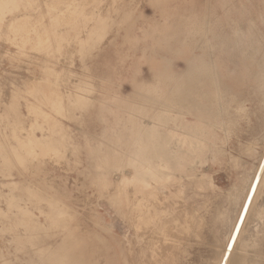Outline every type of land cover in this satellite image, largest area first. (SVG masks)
I'll return each mask as SVG.
<instances>
[{"label":"rangeland","instance_id":"obj_1","mask_svg":"<svg viewBox=\"0 0 264 264\" xmlns=\"http://www.w3.org/2000/svg\"><path fill=\"white\" fill-rule=\"evenodd\" d=\"M209 1L218 7L219 0H0V264H111L112 245L124 249L126 264L217 263L264 149L256 77L264 47L258 59L239 50L225 56L233 72L219 81L229 88L233 124L210 127L202 165L175 171L179 180L159 204L168 210L145 228L141 247L127 245L132 228L117 206L124 194H113L131 171L134 129L151 124L158 106L139 84L165 80L170 89V64L190 55L188 31ZM240 1L250 8L243 26L264 39V1ZM219 29L232 42L230 25ZM241 100L245 110L236 112ZM263 172L230 264H264Z\"/></svg>","mask_w":264,"mask_h":264},{"label":"bare ground","instance_id":"obj_2","mask_svg":"<svg viewBox=\"0 0 264 264\" xmlns=\"http://www.w3.org/2000/svg\"><path fill=\"white\" fill-rule=\"evenodd\" d=\"M243 3L244 1L240 0H237L236 4H233L231 0H219L217 7L210 2L205 10L206 15L202 23L193 26L188 31V37H191V41L186 43V50L190 55L178 57L170 64L169 84L171 87L168 88L169 90L165 89V80H159L156 84L146 82L139 84V87L147 93L150 92L154 95L151 100L157 102L158 106L151 124L139 123L134 129L131 148L125 161V165L131 171L122 174L116 193H113L115 198L122 193L124 194L125 200L119 202L121 208L118 203L117 206L132 228V237L124 236L128 246L134 244L137 248L141 247L145 240V228L156 227L160 214L167 212L168 209L161 208L159 204L170 197V183L179 180L174 175L175 171H180L183 165L195 166L204 163L203 157L208 149L207 141L210 135V127L221 125L220 127L230 128V125L233 124L229 116L230 101L226 97L229 88H224V86L221 88L219 81V77L223 78L224 73L233 72V69L225 64V56L232 51L239 50L243 57L250 56L249 59H251L255 56L256 59L264 47L263 34L259 32L253 34L249 26H243V21L247 20L248 24L251 21L250 18H246L250 8ZM258 4L260 3L257 2ZM235 11L240 13L239 17H233ZM222 23L230 25L232 42L229 40V33H223L221 32L222 29H219ZM176 52L178 54L184 53L185 50L177 49ZM262 58V65L257 64L256 77L258 89L263 93L261 102L264 103V54ZM243 102L242 100L238 102L235 107L236 112L245 110ZM263 169L264 149L256 166L255 175L252 174V181H249L251 186L249 191L247 190L245 202L250 196L235 237L243 226L242 222L248 220L251 214L253 205L250 206L249 203L253 200L254 192L257 193L259 190V175ZM127 188L131 189L126 191ZM160 194L163 195L162 198H159ZM249 207L251 209H248ZM126 209L128 210L127 214L125 213ZM235 226L231 230L230 238L227 235L229 241ZM111 236L113 237V235ZM234 242L232 241V246ZM110 247L113 250L111 264H117L115 263L117 261L118 264H126L122 253L124 249H118L114 245ZM148 249L151 250V256H153V247L149 245ZM232 250L228 247L222 249L216 264H230L229 261L235 252ZM144 252L143 248L138 251L141 256ZM59 255L61 254L59 253Z\"/></svg>","mask_w":264,"mask_h":264},{"label":"water","instance_id":"obj_3","mask_svg":"<svg viewBox=\"0 0 264 264\" xmlns=\"http://www.w3.org/2000/svg\"><path fill=\"white\" fill-rule=\"evenodd\" d=\"M249 196H250V195H249ZM249 196L247 197V200H246V202H245V204H244V206H243V209H242L241 214H240V216H239V218H238V221H237V223H236V226H235V229H234V231H233V233H232V236L235 235L236 231H238V227H237V226H239L240 223H241V221H242V218H243V215H244L243 213H244V211L246 210L247 203H248V200H249ZM232 236H231V239H230L229 243H232ZM229 243H228V244H229Z\"/></svg>","mask_w":264,"mask_h":264},{"label":"snow or ice","instance_id":"obj_4","mask_svg":"<svg viewBox=\"0 0 264 264\" xmlns=\"http://www.w3.org/2000/svg\"><path fill=\"white\" fill-rule=\"evenodd\" d=\"M238 227V226H237ZM235 235H233L232 236V241H235ZM227 247H228V249H231L232 248V243H229L228 245H227ZM226 259V258H225Z\"/></svg>","mask_w":264,"mask_h":264}]
</instances>
